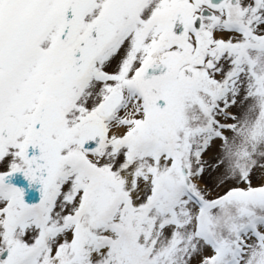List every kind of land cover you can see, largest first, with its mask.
Masks as SVG:
<instances>
[{"label": "snow or ice", "instance_id": "obj_1", "mask_svg": "<svg viewBox=\"0 0 264 264\" xmlns=\"http://www.w3.org/2000/svg\"><path fill=\"white\" fill-rule=\"evenodd\" d=\"M0 264H264V0H0Z\"/></svg>", "mask_w": 264, "mask_h": 264}]
</instances>
